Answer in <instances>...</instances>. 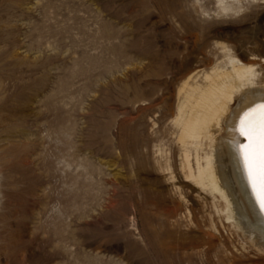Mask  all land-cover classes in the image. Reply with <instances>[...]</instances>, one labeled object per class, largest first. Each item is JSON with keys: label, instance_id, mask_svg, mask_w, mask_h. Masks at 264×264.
Listing matches in <instances>:
<instances>
[{"label": "rangeland", "instance_id": "obj_1", "mask_svg": "<svg viewBox=\"0 0 264 264\" xmlns=\"http://www.w3.org/2000/svg\"><path fill=\"white\" fill-rule=\"evenodd\" d=\"M199 52L264 80V0H0V264H218L220 246L250 247L215 216L220 242L202 226L189 235L201 246L191 260L163 251L143 200L144 187L172 191L141 171L144 139L153 142L145 56L176 74ZM187 192L208 222L204 196ZM177 228L167 237L189 244L187 223ZM251 250L234 264H264Z\"/></svg>", "mask_w": 264, "mask_h": 264}, {"label": "bare ground", "instance_id": "obj_2", "mask_svg": "<svg viewBox=\"0 0 264 264\" xmlns=\"http://www.w3.org/2000/svg\"><path fill=\"white\" fill-rule=\"evenodd\" d=\"M178 23L183 29L185 23ZM179 39L187 42L188 35ZM191 59L173 74L157 56H145L147 63L143 65L141 75L145 103L142 113L145 123H150L153 142L149 145L147 138L144 139L141 171L145 179L150 174H162L172 191L166 195L162 189L156 188L151 192L144 187L143 200L156 216L163 251L168 249L173 255L181 251L187 253L184 259L191 260L189 253L197 252L201 246L196 245L189 235L194 233L193 228L200 231L202 226L204 235L220 242V232L215 224L217 216L221 228L225 229L227 225L230 234L250 245L247 249L241 243L240 250L234 247L233 251L220 246L222 256L217 258L218 264L242 262L249 258L247 253L251 248L261 256L256 259L263 260L264 212L253 194L238 147L249 141L235 129L241 114L264 104V80L251 65L239 64L232 59L230 70L221 63L212 66L203 52ZM168 74L170 78L166 77ZM168 79H172L174 86L168 89L170 95L165 100L159 92L161 87H167ZM151 107L155 110L149 113ZM258 115L257 111L255 119ZM163 140L169 145V158L165 164L161 163ZM188 189L202 194L204 198L201 201L208 214L214 212V215H209L208 222L203 214L198 219L193 204L185 203L184 200L190 198ZM194 202L200 203L199 200ZM182 220L187 223L183 234L186 240H190L184 246L174 244L167 237L170 232L164 231L166 227L178 230ZM167 239L170 244L165 243ZM206 245L207 251L215 248L211 241Z\"/></svg>", "mask_w": 264, "mask_h": 264}, {"label": "snow or ice", "instance_id": "obj_3", "mask_svg": "<svg viewBox=\"0 0 264 264\" xmlns=\"http://www.w3.org/2000/svg\"><path fill=\"white\" fill-rule=\"evenodd\" d=\"M257 111L259 115L255 119ZM235 130L249 141L248 144L238 147L249 184L261 211L264 212V104L241 114Z\"/></svg>", "mask_w": 264, "mask_h": 264}]
</instances>
